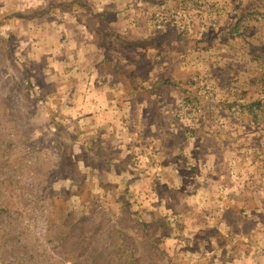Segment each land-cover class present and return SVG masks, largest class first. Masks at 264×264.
I'll use <instances>...</instances> for the list:
<instances>
[{
  "label": "rangeland",
  "instance_id": "1",
  "mask_svg": "<svg viewBox=\"0 0 264 264\" xmlns=\"http://www.w3.org/2000/svg\"><path fill=\"white\" fill-rule=\"evenodd\" d=\"M184 1L169 9L182 13L179 21L162 28L158 7L146 9L142 36L107 28L101 56L74 41L54 46L10 24L16 10L0 11V264H264L259 135L247 138L255 147L236 174L233 200V114L222 97L210 111L211 80L230 73L197 69L186 80L197 90L174 97L185 74L168 70L156 38L157 30L191 26L198 11ZM255 13L264 9L254 8L250 22ZM257 47L247 77L257 90L233 108L264 128ZM90 65L102 69L94 80L107 88H89Z\"/></svg>",
  "mask_w": 264,
  "mask_h": 264
},
{
  "label": "crops",
  "instance_id": "2",
  "mask_svg": "<svg viewBox=\"0 0 264 264\" xmlns=\"http://www.w3.org/2000/svg\"><path fill=\"white\" fill-rule=\"evenodd\" d=\"M158 1L0 0V11L16 10L18 17L9 21L10 24L27 26L28 33L33 31L38 37L51 39L49 42L54 46L61 44L63 40H68L70 43L74 41V46H82L80 49L86 50L85 55L97 56L102 38L109 27L115 31L119 27H133L132 30L135 31V34L142 36L140 25L143 23L140 22L143 19L138 17L143 16L146 9L153 11L150 15L154 14ZM164 1L169 9L180 7L185 2L184 0ZM193 1L198 13L192 15L191 26L186 31L183 32L177 27H168L157 30L161 34H155H158L156 35L158 39L163 37L165 44L161 53L164 55L168 70L178 67L180 72L185 74L178 78L181 80L176 84L177 88L169 85L179 92L174 97L185 98L191 95L193 89L197 90L196 86L189 87L186 80L193 77V74H197L198 70L203 69L211 71V73L226 70L224 72L230 73L226 82L221 81L223 75H218L214 77V80H211L214 95L212 94L213 106L210 111H218L217 107L220 105L216 103L222 97L221 99H224V103L229 108L227 111L233 114L229 115L231 138L227 159L233 170V184H235L236 192L234 194L232 189L230 196L234 200L239 193L236 188L238 183L236 174L240 169H245L248 163L246 162L248 159L246 153L255 147L251 143L252 141L247 142V138H252L255 134L259 135L262 146H259L258 150L260 153H264V128L256 126L254 115L240 114L233 108L237 104L236 102H241V106L245 105V101H248L246 99L254 95L257 90V87L252 84V80L247 77L251 74V68L255 67L256 58H259L258 53L255 55V52L252 51L253 48L258 46L260 52L264 51V22H257L254 19L250 22L249 15L254 8L264 9V0H213L211 6L204 5L206 4L205 0ZM28 11H31L30 15H28ZM129 14L132 17L129 18ZM32 25L34 29L29 30L28 26ZM248 26L250 27L248 28ZM151 35L153 36V34ZM90 49H95L98 52L93 54ZM98 55H103V52H99ZM257 65L260 69V63ZM98 69L99 67L92 65L87 68V73L91 78V81L88 82L90 89L108 87L107 81L94 80L97 74L102 71V69ZM170 78L172 79V76ZM205 87H209V85L205 86L202 81L203 90ZM181 89H183L185 97L182 96ZM203 90L201 92H204ZM199 94L201 96L198 98H203L200 92ZM115 101L117 100L115 99ZM258 101L260 103V100ZM222 119L225 117L222 116ZM204 134L206 132L201 128L199 137H204ZM230 183L232 184V182Z\"/></svg>",
  "mask_w": 264,
  "mask_h": 264
},
{
  "label": "built area",
  "instance_id": "3",
  "mask_svg": "<svg viewBox=\"0 0 264 264\" xmlns=\"http://www.w3.org/2000/svg\"><path fill=\"white\" fill-rule=\"evenodd\" d=\"M184 4L185 3H183L181 8H183ZM157 7H158V11L155 15V23L158 28L164 27L167 22H174V23L178 22L182 16L181 12L169 11V8L166 5V1L160 2L159 4H157ZM254 17L258 21L264 20V15L260 13H255ZM186 26H188V23L183 22V25L181 26V30L185 29ZM260 71H264V66L260 68ZM263 93H264V85H263Z\"/></svg>",
  "mask_w": 264,
  "mask_h": 264
}]
</instances>
